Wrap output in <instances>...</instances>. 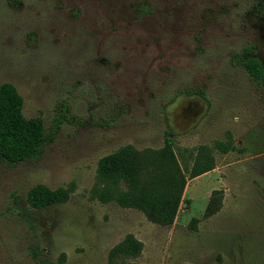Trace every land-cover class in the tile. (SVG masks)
Wrapping results in <instances>:
<instances>
[{
	"label": "rangeland",
	"instance_id": "374dc122",
	"mask_svg": "<svg viewBox=\"0 0 264 264\" xmlns=\"http://www.w3.org/2000/svg\"><path fill=\"white\" fill-rule=\"evenodd\" d=\"M256 1L0 0V84L52 135L37 159L0 165V264H107L127 234L142 250L125 264H264V90L235 61L252 48L264 65ZM168 134L182 169L201 148L214 159L171 226L92 198L101 157ZM69 183L64 204H26L36 184ZM213 191L221 208L205 218Z\"/></svg>",
	"mask_w": 264,
	"mask_h": 264
},
{
	"label": "trees",
	"instance_id": "16d2710c",
	"mask_svg": "<svg viewBox=\"0 0 264 264\" xmlns=\"http://www.w3.org/2000/svg\"><path fill=\"white\" fill-rule=\"evenodd\" d=\"M258 10L264 14V6L260 5ZM235 61L264 90V65L253 54L252 48L244 49ZM22 109L23 99L16 88L8 82L0 84V165L5 167L37 159L52 140L42 119L26 118ZM215 148L222 154L234 150L231 137L228 135L225 143L216 142ZM174 150V142L168 134L160 149L137 150L125 145L101 157L96 166L92 198L101 203L113 202L122 208L137 210L157 226H171L182 202L187 179L214 169V159L205 148L194 155L193 152L187 155V159L193 161L190 169L180 167ZM73 190L74 183L55 189L36 184L28 189L25 201L31 209L42 210L68 202ZM221 201V193L213 191L203 217L215 215L221 208ZM141 250L142 243L127 234L109 250L107 264H125L138 257Z\"/></svg>",
	"mask_w": 264,
	"mask_h": 264
},
{
	"label": "flooded vegetation",
	"instance_id": "af4514ba",
	"mask_svg": "<svg viewBox=\"0 0 264 264\" xmlns=\"http://www.w3.org/2000/svg\"><path fill=\"white\" fill-rule=\"evenodd\" d=\"M260 5L264 6V1L263 0H257L254 3V11H253V14L256 15L257 17H259L260 19L261 18L264 19V14L259 13V10H258V8H259ZM255 10L257 11V13L255 12Z\"/></svg>",
	"mask_w": 264,
	"mask_h": 264
},
{
	"label": "crops",
	"instance_id": "0c3cea01",
	"mask_svg": "<svg viewBox=\"0 0 264 264\" xmlns=\"http://www.w3.org/2000/svg\"><path fill=\"white\" fill-rule=\"evenodd\" d=\"M206 174H209V172H207V173H204V174H202L201 176H203V175H206ZM198 177H200V176H198ZM198 177H196V178H198Z\"/></svg>",
	"mask_w": 264,
	"mask_h": 264
}]
</instances>
